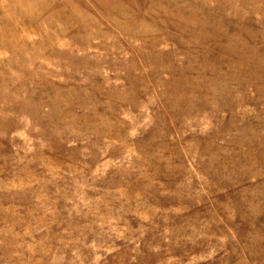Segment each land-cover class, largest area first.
<instances>
[{"label": "rangeland", "instance_id": "rangeland-1", "mask_svg": "<svg viewBox=\"0 0 264 264\" xmlns=\"http://www.w3.org/2000/svg\"><path fill=\"white\" fill-rule=\"evenodd\" d=\"M0 264H264V0H0Z\"/></svg>", "mask_w": 264, "mask_h": 264}]
</instances>
